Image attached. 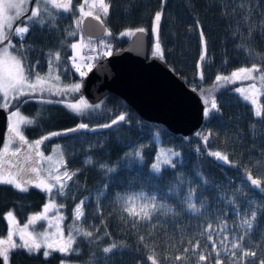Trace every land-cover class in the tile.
<instances>
[{"label":"trees","instance_id":"16d2710c","mask_svg":"<svg viewBox=\"0 0 264 264\" xmlns=\"http://www.w3.org/2000/svg\"><path fill=\"white\" fill-rule=\"evenodd\" d=\"M104 1L110 50L126 41L121 31L145 30L146 52L198 92L202 120L189 134L173 132L113 92L79 107L66 104L81 96L77 88L13 98L7 108L28 119L23 138L44 153L58 145L69 173L63 191L49 194L0 182V237L5 212L22 223L51 197L68 242L11 246L2 264H264V90L257 112L237 82L201 96L236 67L264 71V0ZM39 2L16 22L26 28L10 34L12 53L29 77L49 70L58 84L77 81L66 57L82 0ZM158 147L171 154L154 166Z\"/></svg>","mask_w":264,"mask_h":264},{"label":"rangeland","instance_id":"374dc122","mask_svg":"<svg viewBox=\"0 0 264 264\" xmlns=\"http://www.w3.org/2000/svg\"><path fill=\"white\" fill-rule=\"evenodd\" d=\"M28 0H0V39L12 20L27 6ZM42 3L44 0H39ZM57 6L64 7L65 0H47ZM38 3V2H37ZM38 5V4H37ZM104 0H82L80 10L82 14L90 13L102 18L105 11ZM26 26L16 23L12 33H23ZM129 34L130 31H121ZM13 42L9 39L0 44V105H5L6 123L4 139L0 143V182H10L15 186L30 184L44 190L47 194L55 188L63 191L68 170L62 163L58 145L44 153L39 148L38 140H26L20 133V126L28 119L16 109L7 108L13 98L24 94H39L57 96L60 91L77 88L78 80H70L68 84H58L51 79L53 76L49 70L29 77L25 73L21 62L12 53ZM111 49L110 43L104 37L91 38L81 32L70 43V53L66 57L68 66L77 77L82 76L93 61L100 55L107 54ZM237 82L235 89L239 95L247 99L255 112L258 110L257 98L264 90V71L257 69L256 65L239 66L228 73L216 76L215 82L202 93L203 98H208L210 90L225 83ZM64 92V93H65ZM48 97V96H47ZM46 98V97H45ZM82 96L66 104L79 107L86 104ZM14 139L12 148L15 152L5 153L6 143ZM22 141L26 147L20 151L17 147ZM171 154L168 149L158 147L154 156L153 165L157 166ZM7 222L6 234L0 237V255L11 246H22L26 249L42 248L62 250L68 240L63 235L59 220L60 211L58 204L47 197L39 210L30 213L24 222L17 223L10 212L4 213ZM60 264H75L61 261Z\"/></svg>","mask_w":264,"mask_h":264},{"label":"water","instance_id":"95a60500","mask_svg":"<svg viewBox=\"0 0 264 264\" xmlns=\"http://www.w3.org/2000/svg\"><path fill=\"white\" fill-rule=\"evenodd\" d=\"M32 1L28 0L26 9L12 21L0 44L9 38L17 20L30 10ZM79 28L90 37L105 31L103 21L89 13L81 16ZM146 37L145 30L133 29L120 47L94 60L79 78L77 89L90 103L113 92L144 119L159 122L170 131L189 134L202 120L203 102L196 89L187 85L158 54L146 52ZM5 121L6 112L0 106V143Z\"/></svg>","mask_w":264,"mask_h":264},{"label":"flooded vegetation","instance_id":"af4514ba","mask_svg":"<svg viewBox=\"0 0 264 264\" xmlns=\"http://www.w3.org/2000/svg\"><path fill=\"white\" fill-rule=\"evenodd\" d=\"M7 112V111H6ZM4 134H5V129H4ZM4 134H3V139H4ZM14 139L12 138L11 140H10V142H7L6 143V148H5V153H9V152H15L16 151V149L17 148H12L13 146H15V145H13V143H14V141H13ZM26 142H24V141H22L17 147H19V149H20V151H22V149L24 148V146L26 147V144H25ZM18 150V149H17Z\"/></svg>","mask_w":264,"mask_h":264}]
</instances>
